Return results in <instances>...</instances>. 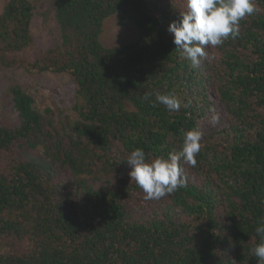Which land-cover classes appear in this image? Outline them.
I'll return each mask as SVG.
<instances>
[{"label":"trees","instance_id":"16d2710c","mask_svg":"<svg viewBox=\"0 0 264 264\" xmlns=\"http://www.w3.org/2000/svg\"><path fill=\"white\" fill-rule=\"evenodd\" d=\"M40 1L8 0L0 66L67 75L82 103L73 134L59 135L51 109L39 113L19 85L10 87L19 125L0 126V264H258L251 249L264 219V0L236 38L206 47L198 65L173 43L168 26L180 18L172 7L55 0L59 44L23 66L16 55L31 45ZM116 15L137 39L106 48L103 23ZM157 93L176 95L179 112L155 103ZM192 128L202 131V148L194 167L183 165L186 186L146 200L129 177L128 154L167 157ZM39 148L38 159L28 153ZM131 193L150 205V220L134 219Z\"/></svg>","mask_w":264,"mask_h":264},{"label":"clouds","instance_id":"9594fccd","mask_svg":"<svg viewBox=\"0 0 264 264\" xmlns=\"http://www.w3.org/2000/svg\"><path fill=\"white\" fill-rule=\"evenodd\" d=\"M256 11L255 0H186V10L181 12L179 21L169 24L168 31L173 34L176 49L193 65H198L208 58L206 47L220 46L225 40L236 38L240 34V22ZM155 103L163 105L169 113L179 112L181 108V100L171 93H157ZM202 136L198 128L185 131L181 149L169 152L167 157L150 159L142 148L128 154L127 162L132 166L129 177L143 191L146 200H159L186 186L183 165H196ZM255 232L260 239L251 251L258 264H264V219Z\"/></svg>","mask_w":264,"mask_h":264},{"label":"rangeland","instance_id":"374dc122","mask_svg":"<svg viewBox=\"0 0 264 264\" xmlns=\"http://www.w3.org/2000/svg\"><path fill=\"white\" fill-rule=\"evenodd\" d=\"M8 0H0V14ZM55 0H41L31 20V45L22 54L16 55L23 66L32 64L41 59L44 53L54 49L59 44V31L55 21ZM157 8L172 7V13L180 18L181 12L186 10V0H156ZM118 15L107 19L103 23L100 43L106 48H115L137 39V30L132 24L123 28L117 26ZM216 55V54H214ZM19 85L34 101V108L41 114L49 108L54 112L53 125L59 135L63 132L73 134L72 126L78 119L74 107H79L81 101L77 98L75 87L70 78L64 74H31L23 68L18 70L7 69L0 66V126H18L19 119L13 108L9 95L12 85ZM64 129V131H63ZM42 149L28 153L33 158L42 155ZM119 185L127 187L126 180H118ZM133 198V199H132ZM128 209H135L138 215L134 219L150 220V205L144 202L139 195L131 193L127 199Z\"/></svg>","mask_w":264,"mask_h":264}]
</instances>
